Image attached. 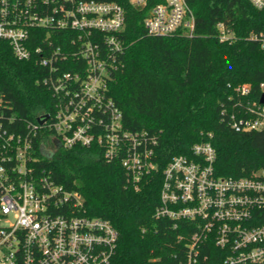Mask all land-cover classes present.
<instances>
[{"label":"built area","instance_id":"obj_1","mask_svg":"<svg viewBox=\"0 0 264 264\" xmlns=\"http://www.w3.org/2000/svg\"><path fill=\"white\" fill-rule=\"evenodd\" d=\"M250 1L264 9V0ZM130 2L147 7L148 33L195 35L187 0ZM125 22L124 8L111 1L0 0V39L19 60L36 58L48 70L43 83L55 105L40 116L49 115L44 123L27 122L22 132L0 90V264L112 263L118 228L86 214L81 192L57 184L38 157L97 146L106 159L121 162L134 186L158 171L156 140L145 130L128 129L109 93L124 51ZM219 24L221 40L231 39ZM251 39L264 49V33ZM235 91L247 100L228 112L232 128L264 131V81L258 99L251 97L250 84ZM216 156L209 141L195 143L191 156H174L163 169L155 215L192 227L187 259L180 264H199L209 245L220 250L224 264H264V169L242 177L218 175Z\"/></svg>","mask_w":264,"mask_h":264},{"label":"trees","instance_id":"obj_2","mask_svg":"<svg viewBox=\"0 0 264 264\" xmlns=\"http://www.w3.org/2000/svg\"><path fill=\"white\" fill-rule=\"evenodd\" d=\"M96 1L120 3L125 10L124 51L109 93L125 126L156 140L159 169L134 186L121 162L106 159L97 146L39 155V166L65 189L81 192L86 214L118 228L110 264L184 263L192 227L155 215L163 169L174 156H191L193 145L206 141L216 149L218 175L242 177L264 169V131L237 132L227 115L247 100L236 93L238 85L250 84L251 97L260 96L264 49L251 36L264 33V9L250 0H187L196 17L195 35L156 36L144 26L147 7L130 0ZM219 23L231 39L221 40ZM47 71L36 58L19 60L0 39V90L16 130L23 132L27 122L52 112L54 98L43 83ZM204 253L208 257L199 264H224L217 247L209 245Z\"/></svg>","mask_w":264,"mask_h":264},{"label":"water","instance_id":"obj_3","mask_svg":"<svg viewBox=\"0 0 264 264\" xmlns=\"http://www.w3.org/2000/svg\"><path fill=\"white\" fill-rule=\"evenodd\" d=\"M261 101L264 102V95L262 96L261 98ZM48 114H46L43 118H38V120L41 122V123H44V121L48 118Z\"/></svg>","mask_w":264,"mask_h":264}]
</instances>
